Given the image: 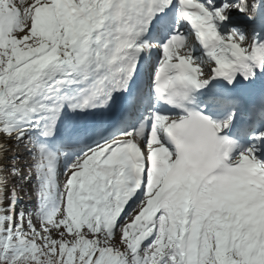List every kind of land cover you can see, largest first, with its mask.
Wrapping results in <instances>:
<instances>
[{"label":"snow or ice","instance_id":"6c2138e0","mask_svg":"<svg viewBox=\"0 0 264 264\" xmlns=\"http://www.w3.org/2000/svg\"><path fill=\"white\" fill-rule=\"evenodd\" d=\"M0 264H264V0H0Z\"/></svg>","mask_w":264,"mask_h":264}]
</instances>
